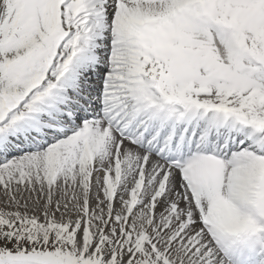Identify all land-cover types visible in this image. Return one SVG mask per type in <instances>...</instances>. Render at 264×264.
I'll return each instance as SVG.
<instances>
[{"label": "snow or ice", "instance_id": "1", "mask_svg": "<svg viewBox=\"0 0 264 264\" xmlns=\"http://www.w3.org/2000/svg\"><path fill=\"white\" fill-rule=\"evenodd\" d=\"M0 264H264V0H0Z\"/></svg>", "mask_w": 264, "mask_h": 264}]
</instances>
